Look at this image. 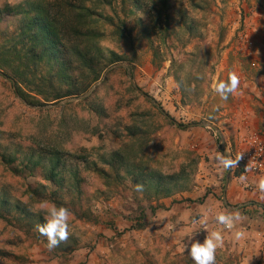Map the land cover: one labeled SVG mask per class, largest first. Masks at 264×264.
<instances>
[{"label":"rangeland","instance_id":"374dc122","mask_svg":"<svg viewBox=\"0 0 264 264\" xmlns=\"http://www.w3.org/2000/svg\"><path fill=\"white\" fill-rule=\"evenodd\" d=\"M48 1L54 12L76 0ZM162 1L116 4L132 42L100 25L102 45L126 60L105 66L94 96L32 105L0 74V201L13 208L0 205V264H193L185 246L213 230L224 237L215 264H264V201L234 199L233 180L246 191L235 180L241 164L216 162L218 154L235 159L264 128V0H167V9ZM122 63L130 74L115 68L106 83L107 70ZM232 72L240 87L224 100L214 85ZM91 96L103 116L88 107ZM51 147L61 152L59 184L46 172ZM32 152L43 168L15 164L16 173L2 161ZM115 152L128 163L105 164L102 156ZM152 173L173 178L163 180L169 195L158 193ZM42 202L71 213L68 241L51 250L36 229ZM232 210L241 214L232 229L215 221Z\"/></svg>","mask_w":264,"mask_h":264},{"label":"trees","instance_id":"16d2710c","mask_svg":"<svg viewBox=\"0 0 264 264\" xmlns=\"http://www.w3.org/2000/svg\"><path fill=\"white\" fill-rule=\"evenodd\" d=\"M126 1H67V9L61 10L57 7L54 12L51 10V3L47 0H25L17 5L1 4L0 30L5 37L0 38V71H2L0 74L11 81L16 94L32 105L47 106L53 102L80 97L102 78L105 66L126 60L116 51L102 45L105 34L99 28L100 25H110L116 29L120 39L132 42L131 32L115 7L118 3L122 9L125 8ZM128 1L133 2L134 6H143L142 0ZM162 2L163 7L167 9V0ZM64 11L66 12L63 13ZM110 12L112 15L108 14ZM149 13L152 14L151 10ZM164 19L165 32L168 33V13L165 14ZM11 28L14 30L10 31ZM108 74L104 77V79L107 77L106 83L109 80ZM28 89L34 95L29 93ZM97 92L98 90L94 91L92 96ZM92 96L90 100L93 99ZM66 107L68 105L62 108ZM88 107L98 116H103L104 108L96 100L93 99ZM48 150L50 151L46 155L51 156L49 168H46V172L48 170L47 173L50 175L48 180L59 184L57 178L60 175L61 152L55 147ZM28 155L26 154L22 162L16 155L15 157L3 155L2 161L13 165L16 173L22 170L14 168L15 164H23L26 169L33 166L31 170L35 171L38 167L43 168L47 163L37 160L36 152H32L30 157ZM102 158L109 166L129 161L128 158L126 160L121 158L120 152H115L110 159L104 156ZM101 172L105 173V170ZM241 173L240 167L237 176ZM151 175L157 179L156 185L160 187L158 193L166 191L165 195H169L170 192L165 190L163 180L169 178L173 180V178L154 173ZM4 201H0V205L5 204L6 210H12V204L7 199ZM15 206L16 209L24 210L21 209L20 204ZM23 213L26 214V210Z\"/></svg>","mask_w":264,"mask_h":264},{"label":"clouds","instance_id":"9594fccd","mask_svg":"<svg viewBox=\"0 0 264 264\" xmlns=\"http://www.w3.org/2000/svg\"><path fill=\"white\" fill-rule=\"evenodd\" d=\"M240 87L239 76L232 72L229 73L227 80L220 81L214 85V92L218 94L222 99L227 100L230 95L237 94ZM241 155H237L235 159L230 158L223 154L216 156V162L219 167L225 170H231L234 167L239 166ZM245 171L249 170V165H245ZM241 180H245V176L240 177ZM137 191L143 190L142 184H137ZM256 188L260 193L261 199H264V177H261L256 184ZM38 209L44 212V223L37 224L36 229L42 237L47 239L48 248L54 249L59 247L62 243H66L69 239V218L70 211L64 206H57L54 203L42 202L38 205ZM241 214L238 210H232L229 212H220L216 214L215 221L222 225L224 228L232 229L233 226L240 220ZM203 223V220L194 221ZM244 233L242 231H236L234 237L236 240L243 238ZM224 244V237L219 230H213L208 233L201 243L199 241H191L185 246V251L193 261V264H215L216 251L218 248H222Z\"/></svg>","mask_w":264,"mask_h":264},{"label":"built area","instance_id":"2783aa9c","mask_svg":"<svg viewBox=\"0 0 264 264\" xmlns=\"http://www.w3.org/2000/svg\"><path fill=\"white\" fill-rule=\"evenodd\" d=\"M245 142L246 148L239 151V155L243 157L240 162L241 176H245L246 179H239L244 190L259 193L256 184L261 177H264V128L258 134L246 139ZM245 165H249L248 171H245Z\"/></svg>","mask_w":264,"mask_h":264},{"label":"crops","instance_id":"0c3cea01","mask_svg":"<svg viewBox=\"0 0 264 264\" xmlns=\"http://www.w3.org/2000/svg\"><path fill=\"white\" fill-rule=\"evenodd\" d=\"M255 119L258 120L257 117H255ZM236 179L240 180L237 176H236L235 180ZM236 186H237V184H236V181H234V180H233L231 185L229 184V187L231 189L230 193L233 192L234 199H236V200H240V199L244 200V199H249L250 198V199H255L256 201H264V199H261L260 193H257V192L250 193L248 191L247 192L246 191L238 192L239 190H238V188Z\"/></svg>","mask_w":264,"mask_h":264},{"label":"water","instance_id":"95a60500","mask_svg":"<svg viewBox=\"0 0 264 264\" xmlns=\"http://www.w3.org/2000/svg\"><path fill=\"white\" fill-rule=\"evenodd\" d=\"M118 67L127 68V69H128V72H129V74H130L129 65H128V64H125V63H122V64H117V65H115V66L110 67V68L107 70V72L105 73L104 77H105L109 72H111L112 70H114L115 68H118ZM130 76H131V75H130ZM130 78H131V77H130ZM99 83H100V82H98L97 84H95L94 87L90 90L89 93H87L86 95L81 96V97H79V98H77V99H83V98H87V97H89V96L93 93L94 89L96 88V86H97ZM136 88H137V87H136ZM137 90H138L139 92H142L139 88H137ZM144 96H146V98H149L146 94H144ZM69 101H70V100H69ZM53 105H58V104H50V105H48L47 107H52ZM205 126H207V127H213V126H211V125H209V124H205ZM228 179H229V176H228L227 180H228Z\"/></svg>","mask_w":264,"mask_h":264},{"label":"bare ground","instance_id":"6f19581e","mask_svg":"<svg viewBox=\"0 0 264 264\" xmlns=\"http://www.w3.org/2000/svg\"><path fill=\"white\" fill-rule=\"evenodd\" d=\"M241 176V175H240ZM240 176H238V178H240Z\"/></svg>","mask_w":264,"mask_h":264}]
</instances>
